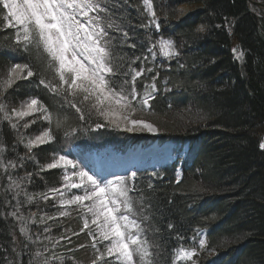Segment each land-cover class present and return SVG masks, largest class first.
<instances>
[{"label":"trees","instance_id":"trees-1","mask_svg":"<svg viewBox=\"0 0 264 264\" xmlns=\"http://www.w3.org/2000/svg\"><path fill=\"white\" fill-rule=\"evenodd\" d=\"M150 2L157 31L149 26L143 0H107L104 6L128 33L125 42L121 32L106 29L115 38L113 63L121 72L145 69L136 83L138 92L152 82L157 85L150 115L137 111L134 118L150 121L158 137L111 126L96 129V123L105 121L94 111L79 120V114L65 105L60 117L67 115V123L54 133L53 143L33 149L35 161L26 159L23 167L8 172L0 168V264H45L49 258L50 264L59 259L64 260L60 264H89L97 257L76 208L61 215L63 209L51 206L54 194L47 200L36 196L29 203L23 192L17 196L20 190L9 188L10 177L28 193H46L63 188V171L41 172L39 165L54 155L74 158V146L82 151L108 147L124 151L129 146L168 141L188 145L186 159L141 172L129 193L135 212L130 218L143 229L154 264H184L176 262V250L196 247L200 231L207 232V248L198 251V264H264V149L260 147L264 142V11L247 0ZM183 8L189 11L182 13ZM100 16L106 25L108 15L102 12ZM13 32L0 30V36ZM160 38L174 41L177 58L162 63L152 58L149 49ZM234 49L243 53L242 59L236 58ZM28 59V53L0 47V77L13 63ZM35 69L45 72L46 61L36 60ZM47 75L51 77L50 72ZM29 96L41 99L50 111L59 107V98L37 86L36 76L18 81L4 98L11 110ZM47 126L37 120L27 129L20 127L19 135L28 137ZM72 128L78 131L72 134ZM66 129L70 134L65 135ZM17 136L7 122L0 124V143L8 146L5 162H19V157L27 155ZM27 173L32 174L30 181L25 179ZM13 211L24 217L21 225L11 215ZM20 226L28 230L27 237Z\"/></svg>","mask_w":264,"mask_h":264},{"label":"snow or ice","instance_id":"snow-or-ice-1","mask_svg":"<svg viewBox=\"0 0 264 264\" xmlns=\"http://www.w3.org/2000/svg\"><path fill=\"white\" fill-rule=\"evenodd\" d=\"M106 3L107 0H0V13L3 14L0 30L14 29L12 34L0 36V47L29 54L27 61L13 63L0 77V124L7 122L18 133L17 142L23 143L27 149V155L19 157V162L12 159L5 162L4 154L8 146L0 143V168L5 172L23 167L26 159L35 161L33 149L56 140L54 133L67 123V115L63 119L60 117V111L65 105L79 114V120H85L86 115L90 117L93 111L102 117L105 123H96V129L111 126L127 132L145 129L157 131L151 123L133 118L138 111L137 105L140 108L150 107V101L155 99L158 88L152 82L143 86L142 93L138 92L136 83L144 75L145 69L129 68L121 72L120 66L113 63L115 57L111 45L115 38L109 37L106 29L121 32L125 42L128 33L111 19L108 8L104 6ZM145 5L155 23L156 12L152 4L145 0ZM93 12L106 13L109 17L107 24L102 23L104 18L99 14L91 16ZM156 27L159 28L158 23ZM200 30L203 31V26ZM158 43L159 51L165 57L174 58L179 55L171 39H161ZM129 46L135 47L134 44ZM156 48V44H153L149 51L155 55ZM234 51L237 52V59L243 58L242 52ZM41 58L46 61L45 72H37L35 69V61ZM144 59L147 60V57ZM49 72L51 77L47 75ZM33 76L37 77V86L47 89L54 99L59 98L56 100L59 107L50 111L41 99L29 96L21 101L19 107L9 110V104L4 98L8 90L18 81L29 80ZM165 91L168 89L165 88ZM27 117L33 119L25 120ZM21 120L25 121L22 125ZM37 120L47 122L48 126L28 137L19 135L20 127L27 129ZM76 131V128L70 130L72 134ZM70 132L66 129L65 135ZM260 147L264 148V142ZM36 163L39 164L38 161ZM49 169L64 170L63 188L82 190V194H73L71 199H61L60 204L76 205L83 210L82 230L89 229L90 224L95 226L88 233L93 238L92 246L97 252L92 264H154L153 253L148 240L143 236V229L129 215L135 214L132 197L129 195L134 187L130 186L126 178L103 181L89 175L64 155H54L50 162L39 165L41 172ZM31 175L27 173L25 179L30 181ZM135 175L132 173V178ZM9 179V188L20 190L16 192L17 196L23 192L29 203L36 196L44 200L49 199L50 194L64 196L62 188H50L46 193L31 194L22 189L16 180L11 177ZM68 214L67 211L61 213ZM11 215L18 220L24 219L17 211ZM20 231L28 236L25 227L21 226ZM97 242L108 243L104 244V250L101 251ZM206 246L204 239H200L196 247L181 246L176 250V259L197 264L194 259L199 255L197 247L203 250Z\"/></svg>","mask_w":264,"mask_h":264},{"label":"rangeland","instance_id":"rangeland-1","mask_svg":"<svg viewBox=\"0 0 264 264\" xmlns=\"http://www.w3.org/2000/svg\"><path fill=\"white\" fill-rule=\"evenodd\" d=\"M256 2H261L259 0H255ZM263 3V2H261ZM144 6L147 12V15L149 17V24L153 29H156V20L155 23H153V17L151 16L150 12L148 11L146 5H145V0H144ZM257 9L260 11L257 7ZM188 8H183L182 13L188 12ZM264 11V10H261ZM160 41V40H159ZM159 41L156 42V50L155 55L152 53V58L157 59L161 62H168L171 61L174 58H168L163 55L161 51H159ZM176 50L178 51L177 45L175 44ZM19 107V106H17ZM138 112L145 114V115H150L149 107L148 108H140L138 105ZM30 117L25 118V120H28ZM102 118V117H101ZM134 118V117H133ZM141 117L134 118L138 120H143L146 123H151L148 120L140 119ZM25 121L21 120L20 124L22 125ZM152 124V123H151ZM153 125V124H152ZM154 126V125H153ZM155 127V126H154ZM133 132H141L145 133L149 136H157V131H148V130H143V131H133ZM264 149V148H263ZM178 148L172 145L171 143H166L164 145H152L147 148L143 147H132L129 148L125 151H117V150H112L110 148H106L102 152H87L85 155L82 156L83 159V169L84 171L88 172L89 175H94L98 179H102L103 181H115L120 177L126 178L127 182L129 181L132 182L137 174L143 170H154L162 166L170 165L174 163L177 159V157L184 156L187 153V149L183 147V149L178 153ZM62 171H64L62 169ZM69 171H72V169H69ZM132 173H135V177L132 178ZM64 192V196L61 197L59 194H54L53 196L55 197L54 202L51 204V206H55L56 204L59 209H63V212L67 211L69 214L73 211V209H77L81 216H84L83 210L79 209L76 205H70V206H64L60 204L61 199H71L74 192L75 194H82L81 189H67V188H62ZM87 203V202H86ZM68 214V215H69ZM83 221V220H82ZM19 224L21 225L23 222L22 220H17ZM83 227V225H82ZM95 226L90 224L89 229H84L86 233L88 234L89 231L93 230ZM21 228V226H20ZM89 241V246L92 247V242L93 238L88 234L87 237ZM204 239L206 241V236L204 232H201L199 234V240ZM199 242V241H198ZM58 243V242H57ZM108 242L100 243L97 242V247L103 251L104 250V244ZM35 248V246H33ZM199 249V248H198ZM203 249L202 251H205ZM70 251V250H69ZM97 256L96 249L94 250ZM38 253V252H37ZM57 253V252H56ZM37 256V255H36ZM35 256V257H36ZM56 256V255H55ZM38 257V256H37ZM42 259L46 260L45 256H40ZM59 257V256H57ZM96 258V257H95ZM50 259V258H49ZM45 262V264H50L51 261ZM195 259V257H194ZM47 261V260H46ZM64 260L59 259V262L57 264L62 263ZM178 262H183L187 264H191V262H184L177 260ZM93 260L91 261L92 264ZM54 264V263H53ZM100 264H105V262H100Z\"/></svg>","mask_w":264,"mask_h":264},{"label":"water","instance_id":"water-1","mask_svg":"<svg viewBox=\"0 0 264 264\" xmlns=\"http://www.w3.org/2000/svg\"><path fill=\"white\" fill-rule=\"evenodd\" d=\"M249 2H251L252 4H255L257 7H260L262 9H264V5L260 4V3H255L254 1L248 0Z\"/></svg>","mask_w":264,"mask_h":264}]
</instances>
